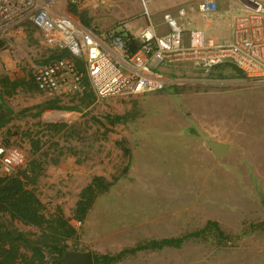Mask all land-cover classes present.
<instances>
[{
	"label": "rangeland",
	"instance_id": "1",
	"mask_svg": "<svg viewBox=\"0 0 264 264\" xmlns=\"http://www.w3.org/2000/svg\"><path fill=\"white\" fill-rule=\"evenodd\" d=\"M165 1L171 0H97L89 7L69 2L67 9L86 26L104 30L126 20L146 25L148 11L158 23L168 10ZM0 55V90L10 111L0 122L3 142L27 152V165L17 174L50 219L42 230L0 213V228L26 233L50 258L59 243L94 256L126 252L100 264H264V81L231 64L209 72L167 67L174 81L159 92L100 99L88 87L82 96L61 99L40 91L34 72L70 53L48 46L33 24L0 40ZM210 140L230 148L218 158ZM97 176L112 185L96 195L81 221L77 204ZM61 219L76 232L70 234ZM210 221L223 234L211 226L191 235ZM178 237L185 238L180 246L129 252Z\"/></svg>",
	"mask_w": 264,
	"mask_h": 264
},
{
	"label": "built area",
	"instance_id": "2",
	"mask_svg": "<svg viewBox=\"0 0 264 264\" xmlns=\"http://www.w3.org/2000/svg\"><path fill=\"white\" fill-rule=\"evenodd\" d=\"M97 0H0V40L22 33L33 24L48 46L68 50L34 72L38 89L55 98L82 96L91 87L100 99L165 90L174 79L166 66H189L209 72L235 65L249 78L264 81V3L249 0L238 9L218 10L214 0L198 4L204 15L216 16L225 38L216 41L203 28L187 30L179 18L166 12L162 22L138 26L126 20L104 30L93 29L72 15L69 2L82 5ZM145 1V0H144ZM58 2V3H57ZM27 152L13 141L0 140V174L13 176L27 165Z\"/></svg>",
	"mask_w": 264,
	"mask_h": 264
},
{
	"label": "trees",
	"instance_id": "3",
	"mask_svg": "<svg viewBox=\"0 0 264 264\" xmlns=\"http://www.w3.org/2000/svg\"><path fill=\"white\" fill-rule=\"evenodd\" d=\"M68 51V50H67ZM51 106L61 107L58 101H53ZM26 172V171H25ZM18 173V172H17ZM15 174L13 176L0 177V213L10 215L13 220L18 219L25 224L38 226L44 230L46 223H50V219L45 214V205L38 197L36 192L27 187V184L21 174ZM105 178L97 176L93 179L84 190L82 191L81 198L77 204L75 216L77 219L83 221L94 203L96 195L108 190L112 182L105 183ZM62 225H68L70 234L76 232L74 225L69 224L66 220L61 219ZM210 226L195 232L191 235L201 236L206 233L211 226H215L218 231L223 234V231L219 228L217 221H210ZM0 228V264H19V260L26 262V264H50L54 260L55 264H66L64 261V254L68 252L67 244L54 243L55 252L53 253L52 260L49 257L48 252L40 244V242H33L27 237L26 233L18 232V229H8L3 226ZM17 233L14 237L13 235ZM56 239H59L55 235ZM184 237L178 238H163L161 240H153L146 245H140L138 248H132L129 250L131 253H135L138 250L145 248H161L166 245L180 246L184 241ZM24 241V245L29 248L28 253H22L20 250L21 243ZM59 242V241H58ZM126 252H121L117 255L103 254L95 255V264L100 263H113L120 260ZM22 263V262H21Z\"/></svg>",
	"mask_w": 264,
	"mask_h": 264
},
{
	"label": "crops",
	"instance_id": "4",
	"mask_svg": "<svg viewBox=\"0 0 264 264\" xmlns=\"http://www.w3.org/2000/svg\"><path fill=\"white\" fill-rule=\"evenodd\" d=\"M202 1H205V0H171V1H165V3L169 4L168 10H165V11L172 13L174 16L179 18V8L184 7L187 11V15L185 17H182V18L180 17L179 19L185 25V28L187 30H190L192 28H203L207 31L209 37L214 38L216 41H220L223 38H225L228 34H226L227 32H224V33L221 32L220 25H219V23H217V20H216V16L205 17L204 15H202L198 11V4ZM214 1L217 2V4H218V10L223 11V10L229 9L233 13H236V14H237V11L240 7L249 4V2H248L249 0H214ZM258 1L264 3V0H258ZM92 5H94V3L89 4V5H84V6L89 7ZM154 10L156 13H159L157 11L156 7L154 8ZM152 14H153V11H152ZM157 18H159V19H157ZM157 18H156V21L158 23L162 22L163 18L161 16L157 17ZM147 22H148V20L146 21V23ZM1 64H2V56L0 55V65ZM167 67L178 68L181 66H166L165 69ZM182 67H187V68L191 69L189 66H183L182 65ZM0 69H1V67H0ZM195 70H197V69H195ZM34 82H35V80H34ZM36 86H37V84H36ZM0 88H1V86H0ZM3 97H4V95L1 94V90H0V103H2V109H0V111H1L0 116L2 115L0 118V122L4 118V116L8 112H10L9 110H7L8 105L5 108V103L3 102ZM8 117L9 116H6V118H8ZM2 124H3V122H2ZM2 124L0 123V140H3L4 135L2 134V132L5 129V127H3L5 125L4 124L2 125ZM22 129H24V128H22ZM21 134H23V132Z\"/></svg>",
	"mask_w": 264,
	"mask_h": 264
},
{
	"label": "water",
	"instance_id": "5",
	"mask_svg": "<svg viewBox=\"0 0 264 264\" xmlns=\"http://www.w3.org/2000/svg\"><path fill=\"white\" fill-rule=\"evenodd\" d=\"M209 147L218 158H221L229 150L230 144L210 140ZM63 258L66 264H95L93 254L87 251H68Z\"/></svg>",
	"mask_w": 264,
	"mask_h": 264
},
{
	"label": "clouds",
	"instance_id": "6",
	"mask_svg": "<svg viewBox=\"0 0 264 264\" xmlns=\"http://www.w3.org/2000/svg\"><path fill=\"white\" fill-rule=\"evenodd\" d=\"M69 52V51H68ZM94 256V255H93Z\"/></svg>",
	"mask_w": 264,
	"mask_h": 264
},
{
	"label": "bare ground",
	"instance_id": "7",
	"mask_svg": "<svg viewBox=\"0 0 264 264\" xmlns=\"http://www.w3.org/2000/svg\"><path fill=\"white\" fill-rule=\"evenodd\" d=\"M247 2V1H246Z\"/></svg>",
	"mask_w": 264,
	"mask_h": 264
}]
</instances>
